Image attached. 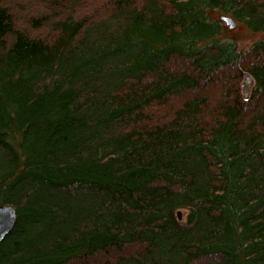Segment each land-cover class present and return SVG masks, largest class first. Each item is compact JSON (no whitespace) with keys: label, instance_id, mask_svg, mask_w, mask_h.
<instances>
[{"label":"trees","instance_id":"16d2710c","mask_svg":"<svg viewBox=\"0 0 264 264\" xmlns=\"http://www.w3.org/2000/svg\"><path fill=\"white\" fill-rule=\"evenodd\" d=\"M22 2L0 0V264H264V37L214 14L264 31V0Z\"/></svg>","mask_w":264,"mask_h":264},{"label":"rangeland","instance_id":"374dc122","mask_svg":"<svg viewBox=\"0 0 264 264\" xmlns=\"http://www.w3.org/2000/svg\"><path fill=\"white\" fill-rule=\"evenodd\" d=\"M22 6L29 9L28 8L29 6L27 2H25V0H23ZM31 13L34 14L33 11H31ZM214 14L218 15L219 17L220 15H229L232 17L231 14L227 12L219 11V10L215 11ZM222 22L224 24V30L222 32V37L224 38L227 36V37L233 38L236 41L238 48L242 50L248 49L254 41L258 40L261 37H264V31L251 30L250 28H248L247 26L243 25L242 23L238 21H236L235 26L233 28H230L229 23H226L224 21ZM42 33L44 34L45 32H42ZM251 86L252 84H249V89L251 88ZM185 214H186L185 209L178 210V215L180 218H184Z\"/></svg>","mask_w":264,"mask_h":264},{"label":"water","instance_id":"95a60500","mask_svg":"<svg viewBox=\"0 0 264 264\" xmlns=\"http://www.w3.org/2000/svg\"><path fill=\"white\" fill-rule=\"evenodd\" d=\"M221 18L229 23L230 28L235 26V20L229 15H221ZM253 83V78L250 74L246 73L242 82V88L245 92L248 91L249 84ZM17 219L16 208L10 204H0V242L5 235L12 229Z\"/></svg>","mask_w":264,"mask_h":264}]
</instances>
